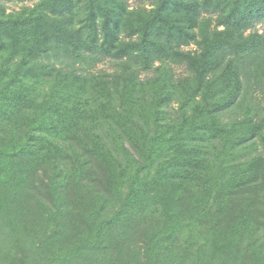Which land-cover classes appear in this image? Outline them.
Instances as JSON below:
<instances>
[{
    "label": "trees",
    "instance_id": "16d2710c",
    "mask_svg": "<svg viewBox=\"0 0 264 264\" xmlns=\"http://www.w3.org/2000/svg\"><path fill=\"white\" fill-rule=\"evenodd\" d=\"M29 1L0 0V264H264V0Z\"/></svg>",
    "mask_w": 264,
    "mask_h": 264
},
{
    "label": "rangeland",
    "instance_id": "374dc122",
    "mask_svg": "<svg viewBox=\"0 0 264 264\" xmlns=\"http://www.w3.org/2000/svg\"><path fill=\"white\" fill-rule=\"evenodd\" d=\"M32 1L33 0H31V1H29V2H27L28 4H31L32 3ZM133 5H135L137 2H138V0H129ZM9 5L10 6H12V8H15V9H18V6H15V5H13V4H10L9 3ZM258 28L260 29V30H264V24L262 25V24H260V25H258ZM115 68H116V66L115 65H113L112 63H110V62H106L105 64H100V65H98V70H104V71H108V72H113L114 70H115ZM175 72H176V75L177 76H181V75H183V74H187V72L184 70V67H181V66H179V67H175ZM144 76V75H143Z\"/></svg>",
    "mask_w": 264,
    "mask_h": 264
}]
</instances>
